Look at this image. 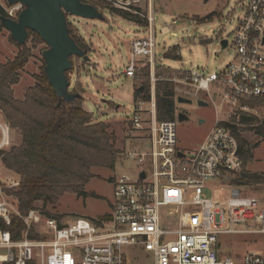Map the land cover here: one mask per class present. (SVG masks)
Returning <instances> with one entry per match:
<instances>
[{
    "label": "built area",
    "instance_id": "2783aa9c",
    "mask_svg": "<svg viewBox=\"0 0 264 264\" xmlns=\"http://www.w3.org/2000/svg\"><path fill=\"white\" fill-rule=\"evenodd\" d=\"M24 8L19 3L4 10L17 20ZM136 14L147 26L145 35L132 41L124 71L130 78L140 62L154 68L157 60L155 12ZM218 40L221 47L227 41L223 51L235 50L232 62L215 72L199 66L182 69L174 80L177 98L229 110L227 118L237 110L257 115L244 101L264 103V0H246L232 40ZM128 121L131 149L124 155L141 168L136 177L115 179L112 210L104 217H77L66 224L38 209L22 214L17 198L5 191L18 189L21 180L12 178L0 187V264H138L142 258L153 264H264V256L256 253L233 256L226 251L231 238L264 245V197L232 183L242 173L243 161L238 139L223 125L230 121L218 120L190 154L178 147V115L157 121L155 96L139 102ZM11 130L8 122H0V151L12 146ZM15 219L23 226L16 229V239L8 229ZM125 248L134 251L130 259Z\"/></svg>",
    "mask_w": 264,
    "mask_h": 264
},
{
    "label": "rangeland",
    "instance_id": "374dc122",
    "mask_svg": "<svg viewBox=\"0 0 264 264\" xmlns=\"http://www.w3.org/2000/svg\"><path fill=\"white\" fill-rule=\"evenodd\" d=\"M107 1L111 3L110 8L115 9L116 13L100 8L103 19L68 18V22L77 28L78 34L85 39L90 48L87 53L90 58L88 62L74 58L75 68L71 71L69 80L71 91L77 83L84 88L83 108L94 114L95 122H103L110 126L109 131L113 132L116 137L115 147L119 151L118 162L114 170L92 169L94 177L85 186L86 196L66 193L56 207L44 205L42 202L36 203V209L45 214L52 213L54 216L63 217L62 220L66 224L71 223L77 217L98 219L111 212L114 203L115 179L124 174L136 177L141 168L135 160L126 158L124 155L126 148L127 152L131 149L127 144L126 136L128 120L133 118L139 102L147 103L152 96L156 99L158 81H169V79V82L175 86L177 101L179 90L174 80L183 75L182 69H195L199 66L206 67L207 72H215L230 64L235 50L229 48L223 51L218 37L232 40L238 18L242 16L243 4H246V0ZM0 6L5 9L8 6V0H0ZM135 8H140L142 13L148 16L152 10L155 12L157 60L154 68L146 62H140L135 78H130L125 75L124 71L131 61L132 41L146 33L144 27L134 23ZM212 15H214L213 20L208 21L207 19ZM204 37L210 39H201ZM205 40H210V43L205 44ZM26 45L31 49V57L26 67L20 72L19 84L13 87L15 98L18 100H23L26 91L37 83V78L42 71L43 53L48 48L45 43H37L30 36ZM175 47L179 48L175 57H180V59H167L165 53ZM18 51V45L12 41L10 32L3 28L0 33V63L5 64L13 60ZM146 68L150 70L149 99L144 101L138 97L136 100V88L141 84L139 74ZM159 71H167V73L159 75ZM176 104L177 115H179L178 109L185 110L197 121H204L203 124L195 123L188 126L179 122L177 126L178 147L187 154L198 149L218 120L231 121L236 113L234 112L230 118H227L226 113L231 114L229 110L222 111L211 105L200 107L195 98L192 99V104L178 102ZM142 107L149 110V105L143 104ZM256 109L257 115L262 116L264 112ZM2 117L0 112V122L6 121ZM142 117L149 120L147 114H143ZM11 134L12 146L7 150L21 144L20 131L12 128ZM139 137L142 136L139 135ZM243 137L255 146L252 150L253 160L247 164V170L251 173L264 174V137L256 136L254 133H243ZM12 178L19 177L6 169L0 160V187L9 184ZM7 190L10 189H5L6 192ZM243 190L264 197V185H246ZM230 243L232 246L226 251L233 256L247 253L264 256V245L262 244H247L240 238H231ZM125 250L130 259L134 251L128 248ZM138 264H153V261L150 259L143 261L142 258V263Z\"/></svg>",
    "mask_w": 264,
    "mask_h": 264
},
{
    "label": "trees",
    "instance_id": "16d2710c",
    "mask_svg": "<svg viewBox=\"0 0 264 264\" xmlns=\"http://www.w3.org/2000/svg\"><path fill=\"white\" fill-rule=\"evenodd\" d=\"M98 9H105L111 13L116 10L110 8L107 0H82ZM136 13H142L135 8ZM210 16L207 20H213ZM221 16V15H219ZM8 17L4 8L0 6V18ZM134 23L141 27L147 26V21L135 14ZM127 19V18H125ZM5 28L0 21V33ZM71 37L86 53L89 46L85 39L77 32V28L69 22ZM29 36L37 43H44L38 34L29 31ZM12 39V38H11ZM12 41H14L12 39ZM16 44L17 42L14 41ZM205 44L210 40H205ZM18 45V44H17ZM17 56L5 64L0 63V112L10 126L21 133V144L9 151H0V160L4 167L14 172L21 180L17 190H7L8 195H14L19 202L22 214L36 209V203L56 207L66 193H76L86 196L85 186L94 177L92 169L106 168L114 170L118 162L119 151L115 147L116 137L109 131L110 126L103 122H95L93 113L83 108L84 88L76 84L71 91L78 95L67 103L58 96L45 74V60L37 83L29 88L23 100L15 98L13 87L20 82V72L26 67L31 57V49L25 44L20 47ZM179 48L175 47L165 53L167 59L179 60L175 57ZM74 58L71 57L73 69ZM70 72L66 75L69 78ZM167 71L158 72L159 75ZM141 84L136 88L137 96L144 101L149 99L151 85L150 70L140 71ZM157 120L171 121L177 118V104L175 86L167 80H159L156 85ZM141 96V97H140ZM137 102V101H136ZM253 108L264 112V103L251 100L244 101ZM232 130L241 147L243 171L232 183L242 187L246 185H264V174L251 173L247 164L253 160L252 150L255 146L243 137V133H254L264 137V113L262 116L243 113L238 110L229 123L223 124ZM50 217L52 213H46ZM63 217H59L62 219ZM23 228L19 219H15L8 229L16 239V229Z\"/></svg>",
    "mask_w": 264,
    "mask_h": 264
},
{
    "label": "water",
    "instance_id": "95a60500",
    "mask_svg": "<svg viewBox=\"0 0 264 264\" xmlns=\"http://www.w3.org/2000/svg\"><path fill=\"white\" fill-rule=\"evenodd\" d=\"M124 2L134 0H123ZM208 2L209 0H205ZM23 4L24 10L17 20L1 17V24L10 32L11 38L22 47L27 43L29 31L35 32L47 45L43 53L45 60V74L55 92L65 102H72L76 96L70 92L71 81L66 73L73 68L71 57L82 58L88 62L90 58L74 41L69 31V17L87 20L103 19L101 11L82 0H8V5ZM227 47V41L222 42V48ZM178 103L192 104V100L177 98ZM200 107L208 104L199 101ZM182 123L185 118L182 113L178 115ZM204 121L201 122V124ZM181 155V154H180ZM144 178V174L142 175Z\"/></svg>",
    "mask_w": 264,
    "mask_h": 264
},
{
    "label": "flooded vegetation",
    "instance_id": "af4514ba",
    "mask_svg": "<svg viewBox=\"0 0 264 264\" xmlns=\"http://www.w3.org/2000/svg\"><path fill=\"white\" fill-rule=\"evenodd\" d=\"M178 113L180 114V113H182L183 114V116H184V118H185V121H183L182 123H180V124H185V125H194L195 123H199V124H201V122L203 121H201V120H196L193 116H192V114H190V113H188L187 111H185V110H180V109H178ZM203 124V123H202Z\"/></svg>",
    "mask_w": 264,
    "mask_h": 264
},
{
    "label": "crops",
    "instance_id": "0c3cea01",
    "mask_svg": "<svg viewBox=\"0 0 264 264\" xmlns=\"http://www.w3.org/2000/svg\"><path fill=\"white\" fill-rule=\"evenodd\" d=\"M3 118V117H2Z\"/></svg>",
    "mask_w": 264,
    "mask_h": 264
}]
</instances>
